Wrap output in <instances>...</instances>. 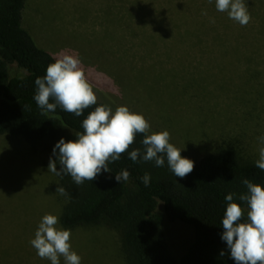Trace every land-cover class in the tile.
I'll list each match as a JSON object with an SVG mask.
<instances>
[{"label": "rangeland", "instance_id": "374dc122", "mask_svg": "<svg viewBox=\"0 0 264 264\" xmlns=\"http://www.w3.org/2000/svg\"><path fill=\"white\" fill-rule=\"evenodd\" d=\"M243 2L252 17L246 26L215 0H27L23 27L57 58L78 55L113 111L127 106L152 132L169 131L194 166L224 152L255 163L264 146V0ZM77 134L67 131L66 140ZM49 162L45 146L0 136V264H51L30 243L42 217L60 220L65 203ZM164 233L176 256L194 242L193 229L180 223L166 222ZM71 234L81 264H129L115 226Z\"/></svg>", "mask_w": 264, "mask_h": 264}, {"label": "trees", "instance_id": "16d2710c", "mask_svg": "<svg viewBox=\"0 0 264 264\" xmlns=\"http://www.w3.org/2000/svg\"><path fill=\"white\" fill-rule=\"evenodd\" d=\"M26 2L0 0V136H22L35 147L45 146L52 157L53 148L61 138L66 140L67 131L83 132L82 122L87 115L95 107L109 103L93 87L97 105L83 115L77 117L59 107L55 112L42 113L34 100L35 80L45 76L47 66L59 58L39 47L23 28ZM259 29L262 32L264 27ZM12 64L19 70L15 75L10 73ZM141 138H137L135 147H141ZM109 167L111 174L103 173L82 185H77L70 175L58 177L57 186L69 194L63 196L60 216L64 229L103 223L115 226L121 232L129 264H235L222 240L225 197L234 194V202L247 207L238 199L247 191L242 180L264 185V170L255 163L243 162L230 153H213L183 179L172 173L167 162L163 167L153 162L133 163L127 153ZM123 169L130 172V178L118 183L115 174ZM145 173L151 175L147 187L141 180ZM243 220L247 221L246 212ZM166 222L193 229L194 242L184 254L176 256L171 251L164 233ZM222 251L224 256L220 255Z\"/></svg>", "mask_w": 264, "mask_h": 264}, {"label": "clouds", "instance_id": "9594fccd", "mask_svg": "<svg viewBox=\"0 0 264 264\" xmlns=\"http://www.w3.org/2000/svg\"><path fill=\"white\" fill-rule=\"evenodd\" d=\"M215 3L218 11L227 12L229 18L241 26L250 23L252 17L243 0H215ZM35 85L34 100L42 113L55 112L59 107L79 117L98 102L78 55L62 54L47 66L46 75L38 77ZM82 128L83 132L78 133L75 140L61 138L56 143L48 165L52 174L61 178L70 175L77 185L86 180L95 181L103 173L111 174L109 165L119 161L125 153L133 163L153 162L156 167H163L167 162L172 173L181 179L194 170V161L183 157L182 151L170 142L169 131L152 132L145 116L130 111L127 106H119L115 111L106 105L97 106L83 120ZM138 137H142L141 147H135ZM258 141L264 145V136L258 137ZM258 151L255 164L264 170V146ZM129 178L127 169L115 174L118 183L127 182ZM141 180L149 186L150 173H145ZM242 183L247 191L238 199L247 207L234 202V194L225 197L222 240L235 264H264V185L249 179H243ZM56 193L69 195L61 186H57ZM245 212L247 221L243 220ZM59 224L57 215H44L31 245L40 258L50 260L51 264H61V257L64 264H81L82 257L72 248L71 230ZM220 255L224 256L225 252Z\"/></svg>", "mask_w": 264, "mask_h": 264}, {"label": "crops", "instance_id": "0c3cea01", "mask_svg": "<svg viewBox=\"0 0 264 264\" xmlns=\"http://www.w3.org/2000/svg\"><path fill=\"white\" fill-rule=\"evenodd\" d=\"M24 13V12H23ZM22 23H23V20H22ZM24 28V27H23ZM30 34V33H29ZM35 39V38H34Z\"/></svg>", "mask_w": 264, "mask_h": 264}]
</instances>
